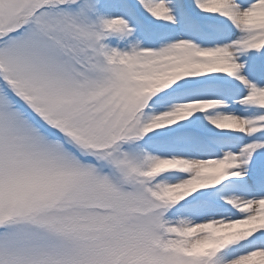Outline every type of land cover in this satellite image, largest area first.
<instances>
[{
	"label": "snow or ice",
	"instance_id": "obj_1",
	"mask_svg": "<svg viewBox=\"0 0 264 264\" xmlns=\"http://www.w3.org/2000/svg\"><path fill=\"white\" fill-rule=\"evenodd\" d=\"M0 264H264V0H0Z\"/></svg>",
	"mask_w": 264,
	"mask_h": 264
}]
</instances>
